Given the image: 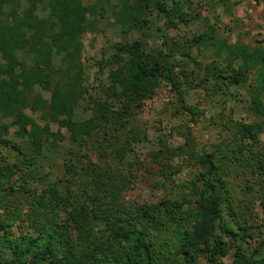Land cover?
I'll list each match as a JSON object with an SVG mask.
<instances>
[{"label": "trees", "instance_id": "16d2710c", "mask_svg": "<svg viewBox=\"0 0 264 264\" xmlns=\"http://www.w3.org/2000/svg\"><path fill=\"white\" fill-rule=\"evenodd\" d=\"M170 2L0 0V147L15 151L20 159L14 165L3 160L5 164L0 166V264H166V254L174 255L176 261L183 257L179 264H200L202 260L205 264H264V221L251 226L230 202L229 189L230 175L237 171L235 162L237 168L249 165L253 172L264 174V48L231 45L212 27L209 33L193 37L189 48L204 43L215 53V60L201 65L190 49L183 53L199 67L190 83L203 87L212 97H228L251 76L249 111L255 121L229 122V127L225 126L230 132L228 143L222 142L212 152L191 153L193 166L200 173L192 182L189 197L167 195L160 203H129L127 207L124 183L111 169L90 161L87 174L91 169L93 175L83 182V191L74 190L66 178L64 187L48 183L41 194L33 193L24 179L19 188L32 193L34 210L28 221L36 236L8 235L13 221L3 215L4 200L9 195L19 197L12 179L26 163L31 169L46 145L58 148L61 137L51 132L52 123L66 128L75 143L96 131H112L104 138L106 145H112L109 138L118 140L145 103L166 87L179 95L182 110L195 114L179 88L175 52L164 40L163 48L152 51L137 42L115 44L114 52L99 64V70L108 69L105 99L91 96L92 116L75 118L89 91L82 59L83 36L99 21L98 16L105 18L110 11L129 31L148 26L155 10L171 27L188 23L183 2ZM39 11L47 16L42 17ZM21 52L32 63L21 59ZM183 75L189 77L185 70ZM230 88L235 90L228 94ZM44 93L50 94L49 99ZM27 110L39 115L45 126L27 115ZM3 119L12 123L2 124ZM12 126L24 143L9 138ZM127 142L115 151H129ZM222 153L228 156L229 162L222 161L226 164L221 162ZM37 173L36 167L27 176L35 179ZM254 228H260L259 244L252 248L247 239H256ZM227 257L231 262H224Z\"/></svg>", "mask_w": 264, "mask_h": 264}, {"label": "rangeland", "instance_id": "374dc122", "mask_svg": "<svg viewBox=\"0 0 264 264\" xmlns=\"http://www.w3.org/2000/svg\"><path fill=\"white\" fill-rule=\"evenodd\" d=\"M170 1L172 5V0ZM175 1L183 2L190 20L188 23H177V27L167 24L158 10L153 11L149 17L150 23L141 31L124 29L117 23L116 17L109 9L105 18L98 16L99 21L83 36L85 48L82 59L85 67V86L89 91L84 94V100L80 102L75 118L86 120L92 116L93 107L88 103L91 96H102L105 99L103 90L109 84L108 69L99 70V64L104 57L114 52L115 44L137 42L147 51H152L163 48L164 40L168 41L171 50L175 52L180 66L176 69L180 79L179 88L183 95H186L185 104L191 105L195 114L182 110L183 104L179 103V95L166 87L160 90L154 100L147 101L137 112L127 125L128 129H123V134H119V141L116 138H109L112 145L111 143L106 145L104 139L110 136L112 131H96L92 137L75 143L66 128L52 123L51 132L61 137L57 141L58 148L54 150L50 144L44 147L42 155L31 167V169L37 167L35 179L27 176L31 169L26 168L29 164L26 163L22 172L12 179L19 197L11 195L5 197L6 209L3 215L9 216L8 219L13 221L9 236L18 238L36 236L28 221L34 210L32 193H24L19 188L24 179L28 181L27 187L31 188L33 193L41 194L48 183H58L64 187L66 178L70 180L74 190L83 191V182L93 175L91 169V174H87L91 161L100 168L111 169L124 183L123 200L127 207L129 203H160L167 195L182 199L189 197L187 194L192 182L196 181V176L200 173L199 169L193 166L191 153L203 150L212 152L218 150L222 142L228 143L230 132L225 126L229 127V122L247 124L255 121L253 113L249 111L250 83L253 84L251 76L246 85L236 88L237 91L233 92L235 89L230 88L228 94L233 93L228 97L221 95L212 97V94L206 92L203 87L191 85L190 81L195 77L192 74H196L199 68L192 58L202 65L215 60L216 55L204 43L190 49L189 42L195 36L209 33L212 27L219 38L226 39L231 45L244 44L251 48H264V0ZM84 2L99 4L100 0ZM39 14L42 17L47 16L42 11H39ZM188 49L192 58L183 55ZM20 57L32 63V59H28L23 52L20 53ZM183 70L186 71L188 78L183 75ZM44 97L49 99L50 94L44 93ZM26 113L41 126H45L39 115L31 110H27ZM1 123L11 124L12 120L3 119ZM9 138L17 143H24V140L16 135L14 126L10 130ZM262 140L264 141V135ZM126 141L129 142L127 148L129 151L123 154L115 151L116 146L125 145ZM223 149L224 152L227 151L225 146ZM161 150L163 153H160ZM17 154L13 150L0 147V166L5 164L3 160H7L11 165L19 164ZM221 155L224 159L221 162H229L226 153ZM237 165L238 162H235L236 173L230 175L232 180V185L229 186L232 195L230 202L251 226H259L264 221V174L258 175L257 172H253L249 165L246 168H237ZM254 230L256 239H247L249 247L252 248L259 244L257 233L260 228ZM6 255L11 258L10 252ZM174 258V255L168 254L164 257L166 264H179L183 260L181 256L177 261ZM223 260L231 262L230 257ZM200 264H205V260Z\"/></svg>", "mask_w": 264, "mask_h": 264}]
</instances>
